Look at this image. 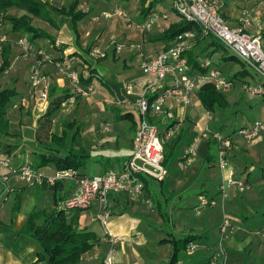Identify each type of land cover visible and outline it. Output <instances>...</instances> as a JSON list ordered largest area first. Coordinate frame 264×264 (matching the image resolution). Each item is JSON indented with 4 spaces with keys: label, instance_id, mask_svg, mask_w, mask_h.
Returning <instances> with one entry per match:
<instances>
[{
    "label": "crops",
    "instance_id": "obj_1",
    "mask_svg": "<svg viewBox=\"0 0 264 264\" xmlns=\"http://www.w3.org/2000/svg\"><path fill=\"white\" fill-rule=\"evenodd\" d=\"M42 1L55 6L59 4L58 1L52 3L53 0ZM115 2L116 0H109L110 9L100 8L96 14L111 12L114 8L120 9L125 14L129 12L127 7L129 2L122 8ZM61 6L63 5L60 4L58 7ZM83 6L82 0H79V10L86 11ZM257 6V0H222L220 12L230 27H236L241 10L252 7L256 8V14H259ZM152 11L165 13L167 19H158L154 32H150V30L146 32L151 42L150 54H146V56L142 54L147 59L153 58L159 51L171 45L172 42L165 43L162 40L158 41V38H161L170 24L178 21V16L174 12V15L171 16L167 11L155 10L154 8ZM13 12H15L14 15L22 14L20 11L13 10L8 13L13 14ZM94 16L92 15L91 18L86 16L77 23V30L80 35L82 29H79V24L82 25L83 39L89 35L90 32L88 31H95L97 24L93 26L92 23L94 22L91 21ZM135 16L138 17L135 24L145 20L144 16L140 14ZM116 18L102 19L115 20ZM85 19L88 21L87 25L92 26H83ZM100 25L98 24L101 31L106 28L105 25ZM7 28L10 29V26L7 25ZM101 31L96 32L98 33L96 38L100 36ZM16 36V33L8 34L12 41ZM12 41L10 42L9 54L10 67L14 63L13 55H15V51H18ZM115 42L123 46L131 45L127 43L128 41L121 43L115 40ZM212 42V39L199 41L187 52V61L193 71H202L197 70L193 64L196 63L200 67L202 59L209 57V53L215 50V45ZM109 49L115 57L116 51L111 44ZM140 50L142 52V48ZM75 52L88 60L79 49H75ZM138 60L141 63V60ZM18 62L20 63V61ZM124 66H126V61H124ZM41 70L48 78L47 80L53 79V81L58 82L53 83L52 86L59 90L58 95L64 91L72 93L70 83L67 84L65 78L57 74V69L53 71L42 66ZM92 70H94L93 74L84 72L81 75L83 78L81 84L84 86L92 85L94 91L96 89L95 98L90 99V101L86 99L75 101L72 110H70V105L73 103L67 105L68 101L61 106L64 108L62 114L68 118L73 116L70 121L79 120L81 145L90 155L85 166L77 171L79 175L84 177H92L91 174L95 176L120 171L130 158L138 118L134 103L135 96L151 81V77L142 75V73L128 78L127 80L133 84L136 93L132 97H127L123 89L121 91L110 80H102L101 77L99 79L93 64ZM195 74L197 72L193 73V75ZM91 76L92 79L88 82ZM197 76L196 91L190 97L188 105H176L172 101H168L167 108L172 113L173 118L166 121L160 117H155V122L162 136L165 130L171 131V135L165 144L167 146L164 149L166 154L171 149L170 158L165 165L163 164L167 172L166 176L162 180L151 178L148 175L143 176L144 192L142 197H135L126 193H112L108 199L107 211L110 218L106 230L119 239L114 245V264H208L211 256L218 252L223 253L226 264H264V237L260 235L264 230V133L250 142L235 136V132L240 128L251 127L256 122H264V97L250 95L243 90V85L249 84V82L244 78L242 79L241 76L231 75L229 77L236 81L234 87L230 92L224 94L225 105L220 108L219 116L217 115L216 118L212 116V120L209 122L212 130L232 139L233 146L227 155L228 167L233 171L234 179L242 182L244 187L230 186L223 181V174L226 175L227 171L222 173L217 165L218 144L211 139L199 138V134L207 124V110L203 108L196 92L207 82L201 79L200 75ZM252 79L254 83L257 82L255 77ZM18 83H14L10 89H16L18 92L16 87ZM24 84L26 85L22 87L23 93L18 92V96L14 98L21 103L18 105V109L12 108L7 111L9 135H0V159H8L12 166L30 164L37 158V155H47L50 152L46 148L50 134L53 133L57 136L61 134H57L54 130L55 112L52 116L51 130L46 134L43 133L41 135L42 141H38L36 138L37 122L45 112L47 105L45 104L42 109L38 108L39 101L36 97L38 91L32 95L29 82H24ZM14 99L12 102L18 103ZM29 99H32V102ZM27 100L29 102H26ZM244 104H247V110L254 112L256 116L254 120L245 118L241 109ZM232 110L239 115L234 117V122H230L228 125L218 123L219 119H223L221 117L225 113H231ZM104 111L112 114V120H107V122L102 120ZM210 113L211 115L215 114L214 110ZM24 114L33 118L35 137L32 142L34 143V151L31 154L26 152L19 155L20 148L16 144L17 135L10 130V127H12V119L21 122ZM117 115L124 118H118ZM195 139H197V143L195 144L194 160L186 165L185 158L188 155L189 145ZM4 145L11 146L9 153H6ZM59 154L63 156L62 152ZM5 172V170H1L0 175ZM37 172L42 180L53 177L57 170L52 165H48ZM40 183V180L25 183L16 178H11L10 182L6 183L0 176V264H47L46 261H38L37 259V254L42 251L39 244L23 232V227L32 211L49 212L54 208V193L51 186L46 182L42 188ZM222 184L225 186L224 209L216 206L215 208L204 209L202 214H197L198 210L203 209L196 210L202 196L209 200L219 201V188ZM60 185L59 209L62 208L61 205L64 201L80 192L79 187L72 181H64ZM50 200H52V206L50 210H47L46 207ZM102 211L101 202L95 200L88 209L66 211V216L68 220L77 217L80 230L92 231L95 224L100 226L96 217ZM224 217L229 220L233 227V232L225 237L219 233V227ZM100 230L101 232L97 234L99 243L90 251L100 248L104 250L103 256H100L96 264L101 263L109 248L101 226ZM189 235L195 236L196 240L178 252L172 262L174 249L169 241L171 239L181 240ZM163 240L166 242L160 243ZM88 253L81 257L80 264H84Z\"/></svg>",
    "mask_w": 264,
    "mask_h": 264
},
{
    "label": "built area",
    "instance_id": "obj_2",
    "mask_svg": "<svg viewBox=\"0 0 264 264\" xmlns=\"http://www.w3.org/2000/svg\"><path fill=\"white\" fill-rule=\"evenodd\" d=\"M167 1V0H163ZM172 8L185 21L193 23L195 27L191 30L181 32L167 48L159 51L153 58L147 59L142 52H139L138 59L141 60L142 75L151 77V81L137 93L134 91L132 83H127L125 95L132 97L136 93L135 106L137 111V126L133 138V147L130 158L125 162L120 171L107 172L92 177L78 176L73 170L57 171L51 178H45L50 186L64 181L74 182L80 192L74 197L64 201L62 208L67 210H86L93 201L99 200L103 211L99 213L96 220L104 230V238L109 244V248L102 258L100 264H114V245L118 242V237L106 230L110 214L107 211L108 199L112 193H126L135 197H142L144 192L143 176L162 180L167 172L163 165L164 144L171 135L170 130H165L164 135L160 134L155 122V117H160L166 121L173 118L172 113L167 108V102L172 101L176 105L186 106L190 97L196 91L197 75L201 76L205 82L211 84L220 94L230 92L234 83V78L226 76L213 64L209 57L202 59L201 70L195 71L188 64L186 54L199 41L212 39L219 43L221 47L231 52L237 60L253 71L257 82L252 87L249 84L243 85V90L256 96L264 97V0H257L259 14H256L252 7L241 10L236 27H230L221 15L220 8L222 0H170ZM104 18L121 17L127 15L120 9L114 8L111 12L103 13ZM163 18H166L163 16ZM156 14H150L141 23L136 24V28L143 32H148L152 25L158 21ZM6 42V38L0 35L1 45ZM18 45L24 47L23 41L19 40ZM114 50L119 52L123 45L111 42ZM27 54L29 49L23 48ZM39 54H42L39 52ZM90 56L104 57L97 50L90 52ZM97 55V56H96ZM39 64L30 68V84L33 94L38 91L39 108L42 109L47 102V88L40 87L43 77L38 69ZM60 71L62 65H55ZM72 93L68 103L72 104L77 100L87 99L94 93L92 85H82L76 73L68 74ZM13 108H17L16 105ZM207 124L199 134L201 139H211L218 144L217 165L224 175V182L230 186L244 187L243 183L234 179V173L228 167L227 155L232 149V139L224 137L221 133L210 128L209 122L212 115L206 112ZM106 130V129H105ZM264 133V122H256L251 127L240 128L235 132V136L241 137L244 141L250 142ZM195 139L188 149L185 164L189 165L195 157ZM4 182L9 183L11 178L20 179L25 183L41 181L38 172L34 171L29 164L12 166L8 159H0V171ZM222 199L225 197V186L219 188ZM217 201L201 197L199 206L215 207ZM232 230V226L227 218H223L219 233L223 237ZM264 237V230L260 233ZM208 264H226L223 253L218 252L211 256Z\"/></svg>",
    "mask_w": 264,
    "mask_h": 264
},
{
    "label": "trees",
    "instance_id": "obj_3",
    "mask_svg": "<svg viewBox=\"0 0 264 264\" xmlns=\"http://www.w3.org/2000/svg\"><path fill=\"white\" fill-rule=\"evenodd\" d=\"M118 1L128 2L129 0ZM156 3H158V0H140V9L144 19L150 14L158 15L159 19L165 16L166 18L164 19H167V15L165 13L152 11ZM78 5L79 0H73L68 7H58L47 2H43L42 0H0V35L6 38V42L1 45L0 74L4 73L10 66L9 37L7 35V39L6 35L2 33V24L8 23L11 34H17L14 39L16 47L22 50L23 53H25L23 48L29 49L28 53H30L29 51L33 49L34 44L38 40H47L52 45L55 44V39L50 33L31 24L32 18H37L47 22L55 28L57 25L53 17L48 14V10H50L55 12L57 15L70 18L74 33V43L77 45L79 38L77 23L89 14L88 11L77 9ZM171 9L174 11L173 8ZM10 10L20 11L22 14L14 16L8 13ZM174 13L178 16V21L170 24L167 30L162 34L161 38H158V41L162 40L165 43L172 42L181 32L191 30L195 27L193 23L187 22L181 18L176 11H174ZM19 40L23 41L24 47L18 45ZM212 44L215 45L214 51L222 48L221 45L214 40ZM89 49L90 48H86L84 52H88ZM59 51H64V47H61ZM104 59L105 56L97 61L101 62ZM224 59L227 61L235 58L225 57ZM193 65L197 70H201V66L199 67L196 63ZM91 72L93 74L94 70H91ZM91 79L92 76L88 79V82H90ZM79 80L80 82L83 81L81 75ZM58 92L59 90L52 87L48 93V105L45 112L42 116H40L37 122L36 138L38 141H42L41 135L43 133L46 134L51 130L53 114L63 104H65L71 96V94L67 91L62 92L60 95H58ZM196 94L203 108L209 112H212L214 106L224 107L225 105V95L218 93L209 83H204L198 89ZM17 96L18 92L15 89L8 88L0 91V135L2 136L9 135V122L6 116L7 108L10 106L12 100ZM14 105H12L11 108ZM119 117H122V119L124 118L123 116ZM73 122L74 121L70 123H63L64 128L68 127L69 129H76L69 139L64 130H61V134L59 136L53 133L50 134V139L46 145V148L50 152L47 155H37L35 161L29 164L34 171L37 172L41 168L52 165L57 171L73 170L78 174L77 171L85 166V162L90 155L89 152L82 148L79 126ZM4 148L6 149V153L11 151V146L9 145H4ZM170 150L168 151V154L164 153V165L170 157ZM61 152L63 153V156L59 154ZM78 176L81 175L78 174ZM45 184V179H42L40 183L42 188ZM60 184L61 183L58 182L51 186V190H53L54 193V208L49 212L32 211L23 227V232L34 239L41 247V253L37 254L38 261H46L47 264H80L81 257L90 252L99 243V237L93 231L80 230L77 223V217L68 220L66 210L58 208V195L61 192ZM195 240V236L192 235L186 236L181 240L171 239L169 242L173 245L174 249L172 262L175 260L178 252L185 249ZM164 242L166 241H160V243Z\"/></svg>",
    "mask_w": 264,
    "mask_h": 264
},
{
    "label": "rangeland",
    "instance_id": "obj_4",
    "mask_svg": "<svg viewBox=\"0 0 264 264\" xmlns=\"http://www.w3.org/2000/svg\"><path fill=\"white\" fill-rule=\"evenodd\" d=\"M56 1H58L59 3L58 6H60L61 4L64 7H68L73 0H53L52 3H55ZM108 1L109 0H82V4L84 5L83 9L86 11H89L90 13L88 15L89 18H91L92 15H95L94 18L91 20L92 22H94L92 23L93 26L95 24L97 25H95V31L94 30L88 31L90 32L89 35H86L87 38L83 39L84 37L83 28H82V25L79 24V29L80 30L82 29L81 31L82 34L80 35L78 32V37H79L78 44H77L78 46L75 45L74 43V33L72 30V22L70 18L57 15L55 12L48 10V14L51 15V17H53L57 25L56 26L57 28L52 27L47 22L42 21L40 19L32 18L31 24L37 28L43 29L47 31L48 33H50L55 39V44L52 45L47 40H38L36 41L38 43H35L33 46V49L29 51L30 53L25 54L19 48H17L18 51L14 50L16 53H14L15 55H13V62H14L13 66L11 67L9 66V68L4 73L0 74V91L5 89L6 87L10 88L11 86L14 85V83L19 82L16 85V87L18 89V92L23 93L22 87L26 85L24 84V82L28 81L29 86H30L29 70H30L31 65L33 64H39L38 69L40 70V72H42L41 70L42 66H46V69L50 68L53 71L57 69L56 70L57 74L63 76L65 78V81H67V84L70 83L68 74L76 73L78 74L79 77L84 72H88L89 74H92L91 70H92V64H93L95 65L99 79L101 77L102 80L104 79L110 80L112 84L118 87L121 91L123 89L125 93L126 84L129 83L127 79L132 78L133 76H137L139 75V73H141L140 61L137 59L139 52L141 51L140 49L142 48V53L145 56L146 54L149 55L151 42L149 41V37L146 32L140 31L139 29L135 27L136 26L135 22H137V18H138L135 15L136 14L142 15L141 9H140L141 8L140 0H129L128 1L129 3L127 7L129 8L128 9L129 12L126 14L127 15L126 18L117 17L115 20L113 19L105 20V19H102L104 18L103 12L101 14H98V13L96 14V12H98L100 8L109 10L110 3H108ZM115 4L122 8L127 5V2H121V1L116 0ZM171 6H172L171 1L167 0L165 2L161 1V3H156L153 8L155 10L167 11L169 15L173 16L174 11H172ZM77 9H79V7ZM13 11H16V10H13ZM14 13L15 12H13V14L11 15H14ZM87 22H88L87 19H85L83 26H92V25H87ZM98 24L99 26H101L100 24H103L106 26V28H104L101 31ZM156 24L157 22L154 25H152L150 32H154L155 30L154 27L156 26ZM7 25L8 23H4L2 24V27H1V31L2 33L6 35V37L8 34L11 33L10 29L7 28ZM99 31H101V33H99L100 36L96 38V35L98 34L96 32H99ZM102 33H103V36L101 37ZM115 40L121 43H125L128 41L127 43L131 45L123 46L122 51L119 53L116 52L115 53L116 56L114 57L111 54L110 52L111 49H109V47H110L111 42ZM11 41L12 40L9 39V43ZM12 42L14 43V41ZM61 47H64V51L62 52L59 51ZM86 48H90V49L88 52L85 53L84 50ZM75 49H79V51L82 52L88 58V60H85L82 57V55H80L78 52H75ZM94 50H97L100 54H104L105 59L102 60L101 62H98L97 60L102 58L101 56L100 57H98L97 55H96L97 57L90 56L89 55L90 52H93ZM39 52H41L42 54H39ZM186 57H187V54H186ZM209 57L211 61L214 63V65L216 66V68H218L226 76H231V75L241 76L242 79L244 78V80L249 82L250 86L252 87L254 86L255 83L252 78L256 76L254 75L253 71L247 68L246 66H244L243 63H241L239 60H237L231 52L223 48H220L218 50L216 49V51H211L209 53ZM225 57H233L235 59L226 61L224 59ZM18 61H20V63ZM124 61H126V66H124ZM0 63H1V55H0ZM57 63L62 65L61 71L55 66ZM42 75L44 79L42 81V84L40 83L39 86L46 87L47 93H49L50 89L54 85L53 83H58V82L53 81V79L50 81L47 80L48 78H46L43 72H42ZM46 75L48 76V74ZM30 89L32 92L31 94L34 95L33 89L31 88V86H30ZM36 94H37L36 97L38 98L39 93L37 92ZM95 96H96V89L94 93L86 100L87 101H90V99L93 100ZM14 100L18 101V99H14ZM29 100L32 102V99H29ZM29 100H27L26 102H29ZM48 102H49V97H47L46 105H48ZM15 103L17 102H11L10 106L7 108V111H10L13 108V107L11 108V106L14 105ZM74 103L73 105H70V110L74 108L75 106ZM20 104L21 103L18 101V103L16 104L17 108L15 109H18V105ZM66 104L69 105L68 102ZM246 106L247 104H244V106L241 107L242 112L244 113L245 118L252 121L256 118V116L253 111L247 110ZM220 108L221 107L219 106H214L213 110L215 114H212V116H214L215 118L217 115L219 116L221 112ZM63 109L64 108L60 107L55 113L56 123L54 126V130L57 134H60L61 130H64L69 139L72 133L76 129L75 128L69 129L68 127H65V128L63 127V123H66V122L70 123L72 122L70 121L71 118H73V116L68 118L64 114H62L64 112ZM230 112L231 113L228 112V114L225 113L223 117H221L223 119L221 120L219 119L218 123H223V124L228 125L230 122H234L233 121L234 117H238L239 115L237 114V112H233V110ZM82 115L83 113L80 115L81 118H82ZM112 117H113L112 114L108 112L104 111L102 113V120H105V122H107V120H112L111 119ZM32 122H33L32 116L27 115V114H24L22 116L21 122H19L17 119H12V127H10V130H12L13 133H15V135H17L16 144L19 146L18 148H20L19 155L25 154L26 152H28V154H31L34 151L33 149L34 143L32 141L34 140V137H35V130L33 128ZM74 122L77 125L79 123V120L78 121L74 120ZM165 144H164V149L167 146V145L165 146ZM232 146H233V143H232ZM33 161H35V159ZM90 176H93V174H91ZM218 196H219L218 197L219 201L215 200L217 201L216 206L220 209H224V205H225L223 203L224 199H222L220 195ZM51 206H52V200H50V203L49 205H47L46 209L50 210ZM207 208H211V207L208 206L202 209L198 205V207H196V210L197 209H202V210H198L197 214H202L203 210ZM65 210L66 211H77V210H67V209ZM92 231L95 232L96 234L100 233L101 232L100 226L98 224H95L92 227ZM231 232H233V227H232ZM103 254H104V250L102 248L96 249L88 253L87 256L85 257L84 264H96L100 256H103Z\"/></svg>",
    "mask_w": 264,
    "mask_h": 264
}]
</instances>
